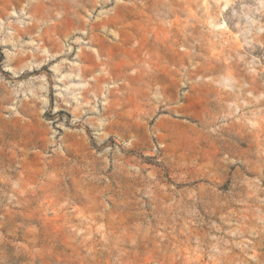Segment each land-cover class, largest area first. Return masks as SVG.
Segmentation results:
<instances>
[{
  "label": "rangeland",
  "instance_id": "obj_1",
  "mask_svg": "<svg viewBox=\"0 0 264 264\" xmlns=\"http://www.w3.org/2000/svg\"><path fill=\"white\" fill-rule=\"evenodd\" d=\"M0 264H264V0H0Z\"/></svg>",
  "mask_w": 264,
  "mask_h": 264
}]
</instances>
